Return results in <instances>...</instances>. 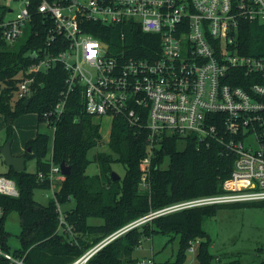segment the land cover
<instances>
[{
    "label": "built area",
    "instance_id": "1",
    "mask_svg": "<svg viewBox=\"0 0 264 264\" xmlns=\"http://www.w3.org/2000/svg\"><path fill=\"white\" fill-rule=\"evenodd\" d=\"M22 2L15 12L5 4L14 14L0 21V31L9 45L15 44L32 20L31 0ZM38 12L50 25L46 47L63 49L57 54L34 53L36 62L17 83V100L34 95L39 74L63 65L68 76L63 99L55 108L57 115L63 113L70 94L81 91L88 114L112 121L122 116L147 131L149 155L143 189L150 186L146 170L166 137L194 138L199 146L218 142L235 156L222 193L151 213L106 237L69 264H87L108 244L159 216L264 201V0H69L64 4L40 0ZM127 24L158 38L146 56L120 57L106 41L88 32L97 31L99 25ZM252 34L260 39L244 43L242 38ZM247 50L260 53L244 52ZM40 178L45 177L41 174ZM47 178L54 188L65 176L59 165H52ZM0 194L18 197L15 181L0 175ZM56 204L59 231L73 235L61 204ZM4 217L5 210L0 207V258L25 264L2 245ZM200 243L197 239L187 247V253L194 255L191 264H197ZM215 261L220 264L218 257ZM134 264L161 263L151 257Z\"/></svg>",
    "mask_w": 264,
    "mask_h": 264
},
{
    "label": "trees",
    "instance_id": "2",
    "mask_svg": "<svg viewBox=\"0 0 264 264\" xmlns=\"http://www.w3.org/2000/svg\"><path fill=\"white\" fill-rule=\"evenodd\" d=\"M47 1L64 4L69 0ZM39 4L40 0H31L30 35L25 42L9 45L0 31V115L11 140L15 121L24 114H36L38 123H45L53 130V153L51 161L47 160L50 136L38 132L27 142L23 154L26 162L30 158L37 160V171L29 173L25 167L23 172L17 173L9 168L4 174L16 182L19 190L18 197L0 194V207L5 210L1 236L4 249L23 259L25 264H69L106 237L151 213L192 198L222 193L224 182L231 176L235 156L218 142L199 146L194 138L176 136L166 137L156 151L146 170L150 189H142L148 156L147 131L122 116L112 121L108 141L110 151H98L90 158L94 149L105 144L103 118L86 112L81 91L70 94L62 114L55 113L63 99L68 76L61 64L36 77L35 98L28 106L24 105L25 99L15 98L19 78L36 62L34 53L57 54L63 49L55 51L46 47L50 25L44 23L38 12ZM9 9L0 4V21L5 19ZM88 32L106 41L111 51L120 57L146 56L152 41L158 39L143 34L131 24L99 25L97 31L89 29ZM258 38L252 34L242 39L249 45ZM261 40L263 42V38ZM28 148H31L30 152ZM62 162L72 167L71 174L56 183L55 198L44 206L34 199V191L52 188L48 173L52 165L60 166ZM93 162L98 164L99 173L90 176L87 169ZM116 162L124 166L125 175L113 181L112 165ZM41 174L44 179L40 178ZM57 202L61 205L74 202V207L63 211L66 221L73 226V235L59 231ZM241 207H264V201L199 207L156 217L108 244L87 264L135 263L134 252L142 238L155 234L170 236L172 240L175 236L180 238L176 259L166 264H186L187 247L197 239L201 240L197 264H214L216 257L211 253V239L204 229V222L215 217L220 209ZM13 213L18 214L21 224L20 246L15 250L9 246L10 233L5 227L7 217ZM91 220H102V223H90ZM0 264L12 263L0 258ZM257 264H264V259Z\"/></svg>",
    "mask_w": 264,
    "mask_h": 264
},
{
    "label": "rangeland",
    "instance_id": "3",
    "mask_svg": "<svg viewBox=\"0 0 264 264\" xmlns=\"http://www.w3.org/2000/svg\"><path fill=\"white\" fill-rule=\"evenodd\" d=\"M79 1L83 3L85 0ZM0 4L11 6V9L14 12L18 11L23 6L22 0H0ZM13 16V12L7 14L8 18H12ZM23 31V34L17 39L15 44H22L28 39L30 28L26 26L23 28ZM111 124L112 120L110 118H103L102 134L105 144L98 149H94L89 155L90 158H93L98 151L106 153L110 151L108 141L110 138ZM36 125H39L38 131L47 133L50 136L47 160L52 158L53 130L48 128L45 123H38L37 116L32 113L24 114L15 121L11 140H9L4 118L0 115V148L5 146L9 141H12V153L14 156H19L25 149L26 143L35 138L37 130L29 127ZM183 147L184 144L181 145V148ZM112 167L113 172L117 173L120 176V179L124 177L125 168L122 164L116 162ZM26 171L29 173L37 171L36 159L30 158L27 160ZM7 172L8 167L0 154V175H4ZM98 173L99 166L97 163L93 162L88 167L87 174L95 176ZM55 189V185L54 188L47 190L36 189L34 191V199L40 204L46 206L51 202V199L54 198ZM148 189H150V186L149 188H144V190ZM61 206L62 211H64L74 207V202ZM90 223L99 224L102 223V220H91ZM5 227L7 232L10 233L9 246L11 250L19 248L20 243L18 235L21 233V224L18 214L13 213L7 217ZM204 229L211 239V253L216 258H219L218 262L220 264H229L233 261L239 262V264H257L264 259V251H258L260 248L264 250V207L220 209L215 217L205 220ZM179 239V236H175L172 240L170 236L162 234H155L150 237L144 236L141 245L134 252V258L137 261L143 258L154 257L155 260L161 264L168 261H174L180 248ZM193 260L194 255L188 254L186 264H191Z\"/></svg>",
    "mask_w": 264,
    "mask_h": 264
},
{
    "label": "water",
    "instance_id": "4",
    "mask_svg": "<svg viewBox=\"0 0 264 264\" xmlns=\"http://www.w3.org/2000/svg\"><path fill=\"white\" fill-rule=\"evenodd\" d=\"M34 95L30 98L26 99L24 102L25 106H28L33 100ZM11 141H9L5 146H3L0 149V154L3 157L5 164L7 165L8 169L12 168L15 172H23L26 167V158L24 156H14L11 149ZM31 151V148H28V152ZM72 167L70 165H67L66 162H62L60 164V171L63 176H68L71 174ZM112 179L113 181L120 180V176L113 172L112 173Z\"/></svg>",
    "mask_w": 264,
    "mask_h": 264
},
{
    "label": "crops",
    "instance_id": "5",
    "mask_svg": "<svg viewBox=\"0 0 264 264\" xmlns=\"http://www.w3.org/2000/svg\"><path fill=\"white\" fill-rule=\"evenodd\" d=\"M32 114H34V113H32ZM36 115V114H35ZM37 116V115H36ZM38 118V117H37ZM38 126L39 125H36V126H33V127H29V128H35L36 130H37V133L38 132H40V131H38ZM37 133H36V135H37ZM41 133H44V132H41ZM47 134V133H46ZM35 135V136H36ZM11 143H12V141H11ZM27 144V143H26ZM26 152V146H25V149L22 151V153L19 155V156H23V154ZM48 160H51V158H49Z\"/></svg>",
    "mask_w": 264,
    "mask_h": 264
}]
</instances>
